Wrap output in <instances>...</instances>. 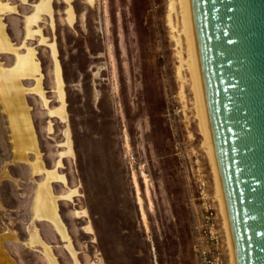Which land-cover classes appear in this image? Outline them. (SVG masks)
Returning a JSON list of instances; mask_svg holds the SVG:
<instances>
[{
	"label": "rangeland",
	"instance_id": "obj_1",
	"mask_svg": "<svg viewBox=\"0 0 264 264\" xmlns=\"http://www.w3.org/2000/svg\"><path fill=\"white\" fill-rule=\"evenodd\" d=\"M3 1L12 41L41 67L44 95L25 97L44 170L20 146L0 80V264H52L48 246L60 264H202L203 251L205 264H232L169 0H52L35 25L41 0ZM16 61L0 52L4 67ZM48 169L64 175L50 181L63 228L37 216Z\"/></svg>",
	"mask_w": 264,
	"mask_h": 264
},
{
	"label": "water",
	"instance_id": "obj_2",
	"mask_svg": "<svg viewBox=\"0 0 264 264\" xmlns=\"http://www.w3.org/2000/svg\"><path fill=\"white\" fill-rule=\"evenodd\" d=\"M189 4L236 261L264 264V0Z\"/></svg>",
	"mask_w": 264,
	"mask_h": 264
},
{
	"label": "bare ground",
	"instance_id": "obj_3",
	"mask_svg": "<svg viewBox=\"0 0 264 264\" xmlns=\"http://www.w3.org/2000/svg\"><path fill=\"white\" fill-rule=\"evenodd\" d=\"M95 1V0H92ZM179 8V9H178ZM14 6L9 2L0 0V52H15L17 53V61L14 66L11 68L4 67L2 62H0V80L3 93L6 94V102L9 103L8 108L12 109L11 119L13 127L16 128L20 136V146L24 148L25 155L29 152L36 154L34 160L35 166L38 170H44V165L41 160V154L38 148V142L36 133L34 130V125L32 117L30 114V108L27 103L25 93L28 90H33L35 92L44 95V89L42 85V75L41 67L36 59V50L31 46H26L27 49L25 52L20 53L18 47L12 41L10 35L6 30V23L4 22L3 15L8 11H12ZM72 14L70 21H74V14L72 9H70ZM173 13L179 18V26L173 21ZM43 14H53L52 0H41L37 6V11L32 15L30 21L32 24H37L41 19ZM169 23L172 26L173 30L177 32L175 39L177 44L180 46L178 51L181 61L187 64V67L191 72V79L193 83V89L195 93L196 109L198 118L200 121L201 130L205 136V144L209 150V155L211 158L212 166L215 171L216 176V189L217 197L220 201L222 213L225 219V227L227 229L228 243L231 252L232 264H237L232 235L225 205V199L218 169V163L211 133V127L204 97V91L201 81L199 62L197 56V49L195 43V36L193 30V23L190 11L189 0H169ZM35 33H41L40 29H35ZM187 37L186 46H187V57L184 56V43L182 41V35ZM26 77H31L36 80V84L28 88L24 86L22 79ZM63 93V92H62ZM4 94V95H5ZM10 106V107H9ZM62 113L66 117L65 108H62ZM61 113V114H62ZM69 130V129H68ZM66 131L68 139H70L69 131ZM68 141V140H67ZM28 156V155H27ZM48 175H46V180L43 183V194L44 198L41 199L39 210L37 211V216L39 219L50 220L53 223L57 224L60 228H63V222L59 215L58 210V197L56 193L53 192L50 181L52 180H64V175L58 172L56 169H48ZM51 184V185H50ZM66 234V232H65ZM36 240L41 241V237L37 235ZM47 254L52 261V264H60L50 246L47 247Z\"/></svg>",
	"mask_w": 264,
	"mask_h": 264
},
{
	"label": "built area",
	"instance_id": "obj_4",
	"mask_svg": "<svg viewBox=\"0 0 264 264\" xmlns=\"http://www.w3.org/2000/svg\"><path fill=\"white\" fill-rule=\"evenodd\" d=\"M206 254V251L201 252V262L202 264H205L206 262L203 261L202 257ZM212 259L208 262V264H225V262L222 260V258L219 255H212Z\"/></svg>",
	"mask_w": 264,
	"mask_h": 264
}]
</instances>
